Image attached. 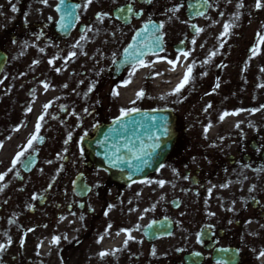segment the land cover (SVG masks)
<instances>
[{
	"label": "flooded vegetation",
	"instance_id": "flooded-vegetation-1",
	"mask_svg": "<svg viewBox=\"0 0 264 264\" xmlns=\"http://www.w3.org/2000/svg\"><path fill=\"white\" fill-rule=\"evenodd\" d=\"M229 2L92 0L85 9L87 0H66L80 5L79 21L63 36L55 30L61 16L56 11L60 0H47V4L42 0H0V219L4 217L7 226L19 230L17 238L15 232L4 235L0 263L216 264L224 258L233 264L235 254V264H264V257L259 256L264 250V145L259 131L249 140L238 139L230 162H224L223 151L214 153L213 146L202 151L195 136L206 127L195 108L179 103L177 145L167 160L168 168L133 186L111 183L79 148L81 138L94 125L111 118L106 104L113 87L123 84L133 71L123 68L115 74V64L136 32L147 26L148 39L162 36V50L144 60L146 68H173L168 61H174L175 67L191 65L207 71L212 59L202 55L213 34L211 19H228ZM128 7L132 12L126 11ZM176 7L178 12L169 11ZM196 7L204 14L197 16ZM222 41L219 50L225 51L224 61L231 51L242 66L243 37ZM184 52L189 55L185 57ZM207 79L204 72L194 81L204 86ZM37 86L44 87L41 94L50 95L52 102L40 114L43 119L35 122L36 132L39 124L38 139L27 151L28 142L5 157L2 147L17 129L29 127L33 136ZM52 123L56 128L49 126ZM35 150L41 158L34 168L23 172L22 166ZM22 151L21 162L13 167ZM59 154L61 164L57 163ZM76 181L86 190H75ZM159 181H164L163 186ZM23 211L27 213L24 217ZM153 221L168 222L169 234L145 239L143 230ZM44 228L51 235L46 255L40 244ZM122 230H129L132 239ZM54 237H59L56 244ZM102 252L111 254L101 257Z\"/></svg>",
	"mask_w": 264,
	"mask_h": 264
},
{
	"label": "snow or ice",
	"instance_id": "snow-or-ice-1",
	"mask_svg": "<svg viewBox=\"0 0 264 264\" xmlns=\"http://www.w3.org/2000/svg\"><path fill=\"white\" fill-rule=\"evenodd\" d=\"M43 3L47 4V0H42ZM149 3L152 2V0H148ZM92 3V0H87V3L84 5L85 9L87 8V6L89 4ZM204 4H207V0H203ZM243 5H238V7H242ZM189 7H193L192 5H189ZM261 7V2L260 0H256V8L259 9ZM80 8V5L78 4H71V3H66V0H60V7H58L56 9L57 12H59L61 14L60 16V21L59 24L61 25L62 28L67 29L68 27H71L72 24L74 22H78L79 21V16L77 15V9ZM17 9L15 7L12 8V11L15 12ZM120 12H125V9H119ZM127 12H132V8L128 7ZM170 12L172 13H176L179 11V7L176 8H172L169 9ZM195 14L196 15H203L204 13L200 10L199 7L195 8ZM103 15V14H101ZM51 19V18H49ZM97 19H100V16L98 15ZM234 19L238 20L239 16H236ZM160 28L163 27V25L159 26ZM193 27L195 28V25H193ZM233 27L232 24L230 23H226L224 25V31H223V35H228L230 29ZM153 29L154 31H159V28H157L155 25H153ZM89 31H91V29H88ZM145 31H147V26H145ZM202 31L201 29H197V32ZM144 35L143 32H137L136 33V38L142 37ZM84 37H82L83 39ZM134 38V40L136 39ZM162 40V36H154L151 39H145L141 44H132L129 45V48L125 49L124 51V63H130L132 64L133 67V71L130 73V75H134L135 71L137 70L135 68V64L137 62H139L142 66H147L144 65L143 62V56L149 54V52H152L155 46H159L160 41ZM258 42L259 43H264V35H259L258 34ZM193 43H195V41H193ZM253 53L257 52V48H253L252 49ZM72 56L75 55V53L71 54ZM182 55H184L185 57H187L189 55V53L184 52L182 53ZM212 55H215V53H213ZM115 59L113 60V63H115ZM49 63H52V61H49ZM169 64L173 65V68H175V63L174 61H168ZM205 63H207V61H205ZM193 67L190 65L187 68V71L184 75L183 80L181 81V83L177 86V88L174 90V92L172 93L177 94L181 91V89L190 81V76L192 73ZM261 71H264V69H261ZM45 87H47V85H45ZM66 87V85H65ZM216 87H219V84L217 83ZM261 87H264V85H261ZM114 96L118 95V92H116L115 90L112 93ZM138 97H142L144 94L143 92H140L137 94ZM161 99H164V97H161ZM48 105H45V108H47ZM208 107H211V105H208ZM264 107V106H262ZM30 110V109H29ZM207 109H205L206 111ZM260 109H255V110H250L253 113H255V111H259ZM87 111V110H85ZM140 110L139 109H129V110H121L120 116L114 120L112 123L113 125H119V129H117L116 127H113L109 130L108 133H105V140L100 142L99 146H102L105 148V159L109 165L110 168L112 167H116V168H120L121 170H123L124 168H127L129 170V174L127 176L128 180H132L133 175H135L136 173H139L141 171H143V169L147 166H150V158L155 154L156 149L160 147V143L159 141L161 140L162 136H167L168 135V126L166 123V118L165 117H161V120L163 121V123H157L155 118H152V125L156 128L157 131H159L161 133V135H155L153 134L151 136V139H153V143L149 144L147 147H145L143 141L137 143L135 140L133 141H119V136L122 132H126L127 131V125L124 123V118L125 117H133L132 120H130L128 123H131L133 125H137L140 124V121L135 120V114H137ZM159 111V110H157ZM239 112H233V113H228L225 112L220 116V120L223 121L225 119V117H227L228 115H238ZM145 117H147V113L143 114ZM40 119H43V116L40 117ZM251 126V125H249ZM210 127V126H209ZM236 127H239V124L236 125ZM18 130V129H17ZM39 131V124L37 125V132ZM205 131H207V129H205ZM87 135V134H85ZM113 137H115L113 139ZM71 137L69 136V139ZM38 139V137L36 135H33L31 137V139L28 141V145L27 148L24 151H27L29 148H32L33 146V142L36 141ZM83 139V138H81ZM109 139H112V143L109 146L108 145V141ZM67 142V141H66ZM24 151L20 152L17 154L16 158L13 160V167L16 166V164L18 162H21V157L24 156ZM31 165V161H27L24 163L25 168L30 167ZM160 167H163V165L161 164ZM3 179V176H0V180ZM146 183V181H145ZM161 186H163L164 181H159L158 182ZM33 199H36V197L34 196ZM112 206L109 205V209H111ZM147 211V210H146ZM105 215H107V212H105ZM141 219H143V217H141ZM155 223V221L152 222V224H149L148 227L152 228L153 224ZM111 227V225H109V228ZM136 230H139V226H137ZM124 231L127 235H128V239H132L129 230H122ZM117 235H119V233H117ZM102 239V238H101ZM59 242V237H54L53 238V243L56 244ZM99 242V241H98ZM197 242H200L199 237L197 238ZM125 247H127V240L125 241ZM4 250V245H0V251ZM118 251V250H117ZM218 252H224L227 253L230 250L228 249H218ZM111 253H100V256L103 257L105 255H109ZM154 254V252H153ZM201 254L200 253H193V256L195 257H199ZM260 257H264V250H262L259 254ZM216 264H232V261L230 259H224V258H220L216 260Z\"/></svg>",
	"mask_w": 264,
	"mask_h": 264
},
{
	"label": "rangeland",
	"instance_id": "rangeland-1",
	"mask_svg": "<svg viewBox=\"0 0 264 264\" xmlns=\"http://www.w3.org/2000/svg\"><path fill=\"white\" fill-rule=\"evenodd\" d=\"M245 1L246 5H243L244 0H235V3L229 7L228 14L231 16L234 12H245L246 16L244 21L246 26H244V31L247 36L245 44V48L247 49V47L250 45L249 39L251 41L254 35H256L257 37L258 34L264 35V19H253L251 15L255 14L256 12V3H253L252 7H250V0ZM238 5L243 6L238 7ZM251 11L252 14H250ZM229 21L230 24L233 23L234 26H237L241 21H243V19H240L239 23L236 22V19H229ZM257 45V52L253 53L249 57V63H251L252 66L246 67L244 70V77L246 81L244 84V92L243 94H240V100L238 101V99H229L227 105L223 104V107L230 108V111H232V109L234 108V110L236 109L237 112H239V114L237 115L238 119L236 121L235 119H233L229 127L226 129L231 130L234 125L241 123L245 118L248 117H251V119L255 121L259 120L261 125L264 127V107H262L264 106V87H261V85H264V71H261V69H264V43L258 42ZM217 73H219V75H221L222 73H227L230 75L234 72L230 69H227L225 71H219ZM160 101L173 103L174 99L169 96L167 99ZM255 109L260 110L255 111V113L250 111Z\"/></svg>",
	"mask_w": 264,
	"mask_h": 264
},
{
	"label": "water",
	"instance_id": "water-1",
	"mask_svg": "<svg viewBox=\"0 0 264 264\" xmlns=\"http://www.w3.org/2000/svg\"><path fill=\"white\" fill-rule=\"evenodd\" d=\"M152 118H155L157 123H163L161 118H157L154 115L149 116L146 119H141L139 120L140 124H137L136 127H134V125H129V126L127 125V132H122L120 134L119 141L123 142L126 140L127 141L135 140L137 143L143 141L145 147H147L149 144H152L154 141L153 139H151V136L153 134L161 135V133L157 131L156 128L152 125ZM165 118H166V123L168 126V135L166 137L165 136L161 137V140L159 141L160 147L156 149L155 154L150 158V166L145 167L143 171L133 175L132 180L127 179V176L129 174V170L127 168H124L123 170H121L120 168H116V167L110 168L109 167L105 159V148L104 147L101 146L100 148H97V144H96V151H95L94 144L95 142L98 143V139L94 143L92 142L93 143L92 149H90L91 157H93L96 160L102 159L103 161H105L101 164L99 162H96V163L99 164L100 167L103 166L108 171V173L114 178V180L117 179V181L120 180L121 182H131L135 179L145 177L149 172H152L158 166V164L161 163V161L167 154L168 149L171 146V142H172L171 119L168 115ZM143 124H145L144 127H143ZM113 127H116L117 129H119V125H115ZM111 128H109L107 132L105 133H108ZM135 129H136V132H135ZM130 132H133V133H130ZM105 133L103 132L101 135L102 141L105 140V135H104ZM114 138L115 137H113V139ZM112 142H113L112 139H109L108 145L110 146ZM99 155H101V158L99 157Z\"/></svg>",
	"mask_w": 264,
	"mask_h": 264
},
{
	"label": "bare ground",
	"instance_id": "bare-ground-1",
	"mask_svg": "<svg viewBox=\"0 0 264 264\" xmlns=\"http://www.w3.org/2000/svg\"><path fill=\"white\" fill-rule=\"evenodd\" d=\"M177 75H178V77L175 80H172L168 83L166 82L164 84V87L161 91L163 92V95L165 97L171 95L174 92V90L177 88V86L181 83V81L183 80V77H184V69L178 70ZM133 95H134V89L129 88L126 90L124 96L127 100H129L133 97ZM224 122L226 123V119L224 120Z\"/></svg>",
	"mask_w": 264,
	"mask_h": 264
}]
</instances>
